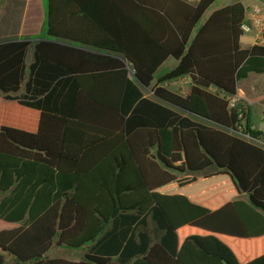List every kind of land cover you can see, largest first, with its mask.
<instances>
[{
	"label": "trees",
	"instance_id": "obj_1",
	"mask_svg": "<svg viewBox=\"0 0 264 264\" xmlns=\"http://www.w3.org/2000/svg\"><path fill=\"white\" fill-rule=\"evenodd\" d=\"M217 1L45 0L34 42L0 41V264H264V129L236 100L264 48L240 2L202 21Z\"/></svg>",
	"mask_w": 264,
	"mask_h": 264
},
{
	"label": "rangeland",
	"instance_id": "obj_2",
	"mask_svg": "<svg viewBox=\"0 0 264 264\" xmlns=\"http://www.w3.org/2000/svg\"><path fill=\"white\" fill-rule=\"evenodd\" d=\"M240 2L245 7L250 9L255 4H260L261 2L264 4V0H218L215 4H213L210 9L205 13L204 17L202 18V21H204L209 13L215 9L225 7L228 5H231L233 3ZM35 3H38V5H41V0H37ZM43 9L42 13L40 14V18L38 20L40 27L37 28L32 26V19L29 17L28 14L23 15V7H21V2L19 0H5L3 5L0 6V34H3V37L0 41L9 39V38H17L19 39L25 38L28 39L31 42H34L37 36L40 34V31L42 30L44 20H45V0L43 1ZM39 9V7H38ZM36 18L34 19V21ZM33 21V22H34ZM18 35V36H11V35ZM9 36V37H8ZM11 36V37H10ZM251 36L250 35H244L241 39V43L243 46H248L251 44ZM32 54V49L30 48L28 50V59ZM174 60L168 59L167 62H165L164 65L161 66V68L158 71V75L163 74L166 70H169L174 66ZM260 79V80H259ZM252 77L248 81L245 82V84L241 83L240 87L241 90L244 92L243 95L249 96V94H257L258 92H261V95H264V77L261 78ZM178 81H175L172 83L169 88L175 93H180L183 91H186L185 86L182 82L176 83ZM251 85L255 86V90L252 89ZM241 90L239 89V92L241 93ZM253 92V93H252ZM143 93L145 97L152 98L153 94L151 90L149 89H143ZM236 100H238L236 98ZM244 103V102H243ZM246 104V103H244ZM247 106V105H246ZM260 113L261 119H263V113H264V103L263 106H261ZM250 113L249 115V121H250V130H263V122L260 121H254L253 120V113L257 112V109L250 107ZM254 121V122H253ZM89 251V246L80 248V249H74V248H68L64 246H56L55 244L52 246V248L43 256V259H51V258H62L65 260H71V261H78L84 257L85 254H87ZM13 259L10 256L6 257L5 264H12Z\"/></svg>",
	"mask_w": 264,
	"mask_h": 264
},
{
	"label": "crops",
	"instance_id": "obj_3",
	"mask_svg": "<svg viewBox=\"0 0 264 264\" xmlns=\"http://www.w3.org/2000/svg\"><path fill=\"white\" fill-rule=\"evenodd\" d=\"M37 0H31V1H28V2H24V1H22V0H19V2H21V7H23V15H25V14H28L29 15V17H31V19H32V26L33 27H36L35 26V24L37 25V28H39L40 27V25H39V23L40 22H38V20H39V18H40V14L42 13V9H43V1L44 0H41V5H38V3H35ZM182 1H184V2H186V3H188V4H190V5H192V6H195L196 4H197V2L199 1V0H182ZM255 5H258V4H255ZM263 9H264V4L261 2L260 4H259ZM38 7H39V9H38ZM36 18V20L34 21V19ZM34 21V22H33ZM41 24V23H40ZM2 35H4V33L3 34H0V40L4 37H6V36H2ZM11 36H18V35H11ZM10 36V37H11ZM9 37V36H8ZM18 39H19V37H18ZM242 39V38H241ZM241 46L242 47H249V46H251V44L250 45H248V46H243L242 45V43H241ZM168 61V60H167ZM166 61V62H167ZM30 62H31V56L29 57V59H28V62H27V65L28 64H30ZM175 62V61H174ZM165 64V63H164ZM163 64V65H164ZM174 64V66L173 67H175V65H176V62L175 63H173ZM172 67V68H173ZM172 68H170V69H172ZM169 69V70H170ZM166 71H168V70H166ZM165 71V72H166ZM254 77H256V76H254ZM264 77V74H262V75H257V78L259 79V78H263ZM252 78V77H251ZM250 78V79H251ZM260 80V79H259ZM179 82H182L183 83V85L185 86V88H186V91H183V92H180V93H178V94H180V95H185V94H187L189 91H190V88H191V82H190V80H189V78H187V77H184V78H182V79H180V80H178V82H176V83H179ZM174 83V82H173ZM172 84V83H171ZM243 84H245V83H243ZM251 87H252V89L253 90H255L256 88H255V86L253 85H251ZM239 89L241 90V87H239L238 89H237V95H236V98L238 99V100H240V101H242V102H244V103H246V105L249 107V115H250V113H252L251 111H250V107L252 108H255V109H257V112L256 113H253L254 115L252 116L253 117V120L254 121H260V122H263V119H261V114H259L260 113V110L259 109H261V106H263V103H264V95H261V92H258L257 94H249V96H245V95H243L244 94V92L241 90V93L239 92ZM253 93V92H252ZM259 112V113H258ZM253 121V122H254ZM263 125H264V122H263ZM263 129H264V126H263Z\"/></svg>",
	"mask_w": 264,
	"mask_h": 264
},
{
	"label": "built area",
	"instance_id": "obj_4",
	"mask_svg": "<svg viewBox=\"0 0 264 264\" xmlns=\"http://www.w3.org/2000/svg\"><path fill=\"white\" fill-rule=\"evenodd\" d=\"M247 22L241 26V30L244 35L251 36V46H257L264 48V9L260 5H253L248 9ZM235 100L231 101V106H233ZM264 122V113H263ZM244 139L254 141L249 135V133L241 134ZM259 145H263L260 142L255 141ZM264 146V145H263Z\"/></svg>",
	"mask_w": 264,
	"mask_h": 264
},
{
	"label": "water",
	"instance_id": "obj_5",
	"mask_svg": "<svg viewBox=\"0 0 264 264\" xmlns=\"http://www.w3.org/2000/svg\"><path fill=\"white\" fill-rule=\"evenodd\" d=\"M206 123H209L208 121H205Z\"/></svg>",
	"mask_w": 264,
	"mask_h": 264
}]
</instances>
